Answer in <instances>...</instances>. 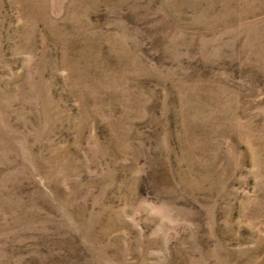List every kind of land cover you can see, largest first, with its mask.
Listing matches in <instances>:
<instances>
[{
  "label": "rangeland",
  "instance_id": "obj_1",
  "mask_svg": "<svg viewBox=\"0 0 264 264\" xmlns=\"http://www.w3.org/2000/svg\"><path fill=\"white\" fill-rule=\"evenodd\" d=\"M0 264H264V0H0Z\"/></svg>",
  "mask_w": 264,
  "mask_h": 264
}]
</instances>
